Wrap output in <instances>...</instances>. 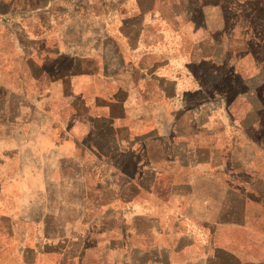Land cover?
I'll return each mask as SVG.
<instances>
[{
    "label": "crops",
    "instance_id": "0c3cea01",
    "mask_svg": "<svg viewBox=\"0 0 264 264\" xmlns=\"http://www.w3.org/2000/svg\"><path fill=\"white\" fill-rule=\"evenodd\" d=\"M216 2L0 0V218L28 255L264 264L257 152L203 99Z\"/></svg>",
    "mask_w": 264,
    "mask_h": 264
},
{
    "label": "rangeland",
    "instance_id": "374dc122",
    "mask_svg": "<svg viewBox=\"0 0 264 264\" xmlns=\"http://www.w3.org/2000/svg\"><path fill=\"white\" fill-rule=\"evenodd\" d=\"M194 1L196 7L199 0ZM216 1L202 0V3L208 7ZM225 1L230 26L228 53L219 67L211 66L215 74L209 81L211 95L203 99L212 113L218 114L212 118L240 123L237 131L245 152L253 155L257 152L254 161L260 173L256 184L262 189L264 202V0ZM214 52L217 55L218 49ZM195 101L201 102L202 97L196 95ZM33 246L32 241L15 239L12 224L0 218V264H46L43 257L28 255Z\"/></svg>",
    "mask_w": 264,
    "mask_h": 264
}]
</instances>
